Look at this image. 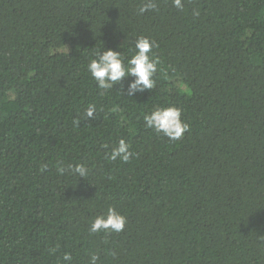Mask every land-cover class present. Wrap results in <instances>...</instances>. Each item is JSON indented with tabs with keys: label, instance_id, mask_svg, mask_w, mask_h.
<instances>
[{
	"label": "trees",
	"instance_id": "16d2710c",
	"mask_svg": "<svg viewBox=\"0 0 264 264\" xmlns=\"http://www.w3.org/2000/svg\"><path fill=\"white\" fill-rule=\"evenodd\" d=\"M146 2L0 0V264H264V0ZM139 36L153 88L100 89L95 53ZM172 105L179 140L145 126ZM110 206L125 228L92 233Z\"/></svg>",
	"mask_w": 264,
	"mask_h": 264
},
{
	"label": "clouds",
	"instance_id": "9594fccd",
	"mask_svg": "<svg viewBox=\"0 0 264 264\" xmlns=\"http://www.w3.org/2000/svg\"><path fill=\"white\" fill-rule=\"evenodd\" d=\"M173 3L177 9H183L184 7L182 0H173ZM156 7L154 0H147L139 8V12L143 14ZM194 14L198 15V13ZM155 46L154 40L146 36H139L135 41V54L130 59L125 60L121 53L114 49L96 52L95 58L91 59L88 64V70L102 90L111 89L115 83L122 82L126 76L135 77L129 85V95H134L137 91L150 90L154 86V76L157 72L158 61L150 56ZM95 111V105H89L85 115L91 117ZM144 121L146 127L154 129L157 133H163L170 140H179L189 129V124L182 120L181 109L174 105L156 107L144 116ZM132 156L130 145L124 139H120L118 145L114 146L111 151L112 160L120 158L127 162ZM60 171H63V168ZM75 171L84 176L88 175V171L83 164L76 165ZM126 221L127 218L123 214L116 210L114 206H110L106 214L97 216L91 222L90 231L92 233L107 230L121 232L125 228ZM63 259L71 261L72 256L65 253ZM97 260L98 255H91L90 264H97Z\"/></svg>",
	"mask_w": 264,
	"mask_h": 264
},
{
	"label": "rangeland",
	"instance_id": "374dc122",
	"mask_svg": "<svg viewBox=\"0 0 264 264\" xmlns=\"http://www.w3.org/2000/svg\"><path fill=\"white\" fill-rule=\"evenodd\" d=\"M69 48L68 47H66L65 49H64V51H66V50H68Z\"/></svg>",
	"mask_w": 264,
	"mask_h": 264
}]
</instances>
